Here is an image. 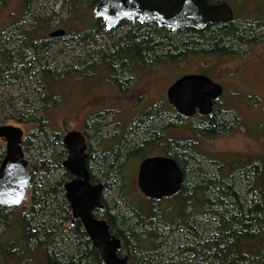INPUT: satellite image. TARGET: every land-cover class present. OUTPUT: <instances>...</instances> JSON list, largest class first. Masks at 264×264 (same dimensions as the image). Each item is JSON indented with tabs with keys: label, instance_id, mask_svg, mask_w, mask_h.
Segmentation results:
<instances>
[{
	"label": "trees",
	"instance_id": "16d2710c",
	"mask_svg": "<svg viewBox=\"0 0 264 264\" xmlns=\"http://www.w3.org/2000/svg\"><path fill=\"white\" fill-rule=\"evenodd\" d=\"M40 1L21 0L19 18L0 28V125L27 128L23 146L33 179L22 204L27 215L14 214L10 220L9 209L0 206V229L7 230L0 234V256L15 264H104L82 224L72 223L65 198L64 185L73 176L62 167L67 150L51 120L61 104L62 85L102 73V79L126 90L128 76L145 65L241 53L259 33L264 38V0H225L236 9L233 22L177 31L137 22L107 30L94 14L99 0H59L60 9L48 15L38 11ZM64 13L68 18L60 19ZM57 19L66 35L50 38ZM59 44L60 55L78 51L62 65L55 52ZM27 80L31 84L25 87ZM14 83L24 85L28 97L17 101L9 92ZM160 109L141 113L132 127L124 124L122 144L112 147L101 138L102 121L94 124L92 137L98 142L91 144L88 168L93 183L105 184L102 214L122 241L120 255L128 256L130 264H264V157L227 165L202 150L199 140L171 135L165 143L169 124ZM186 127L202 140L231 130L220 116ZM86 133L91 138L87 127ZM165 152L183 168L185 180L178 194L153 201L137 187L134 161ZM4 155L0 145V164ZM106 193L114 195L110 204Z\"/></svg>",
	"mask_w": 264,
	"mask_h": 264
},
{
	"label": "rangeland",
	"instance_id": "374dc122",
	"mask_svg": "<svg viewBox=\"0 0 264 264\" xmlns=\"http://www.w3.org/2000/svg\"><path fill=\"white\" fill-rule=\"evenodd\" d=\"M21 4V0H0V28L19 18ZM61 4L59 0H41L38 11L44 10L48 15L52 8L58 11ZM68 16V13H64L60 19H66ZM60 19L54 22L53 30L60 29L58 27ZM123 33H125V29L120 30V34ZM259 36L258 43L243 47L241 56L200 54L185 57L176 62L162 61L159 64L138 68L128 76L131 83L124 91L107 79H102L104 76L102 73L98 75V78L102 80H98V78L85 81L68 80L59 91L61 95L59 108L51 113L52 125L61 135L65 134L68 129L86 130L87 127L91 134V144L95 145L98 141L92 137L95 131L94 124L102 121L101 138L113 141V138L123 136L119 143L122 144L126 134L119 131L121 126L127 122V126L132 127L138 123L139 116L151 109L161 108L164 105L163 100H167V91L175 80L185 73L206 67V70L221 83H224L226 87L221 106L226 112L220 117L229 123L231 130L209 140L200 139L199 136L188 131L187 127L173 128L169 134L181 141L199 140L202 150L211 153L217 160L227 165L238 158H241L244 163L247 157H264V62H257L258 57L264 54V38H261L262 33H259ZM61 46L59 44L55 50L59 65L69 62L78 52L66 51L64 55H60L58 51ZM260 61H264V59L261 58ZM238 69H244V73L249 74V78L251 75L255 77L251 82L237 83L236 78L233 81L232 74L236 73ZM30 84V81L27 80L25 87ZM25 87L20 83H14L9 88V92L17 101H21L22 98L28 97V90ZM165 120H172L176 124L183 121L175 119V115H166ZM198 123V121H188V124L197 125ZM16 126L24 130L25 139L29 135L27 128L21 125ZM200 159L207 164L208 168L214 169L207 160ZM134 162V168L138 172L142 161L139 163L135 160ZM135 177L137 179V173ZM113 196L106 193L104 195L105 202L110 204L114 199ZM17 208H8L10 220L15 217L14 214L27 215V209L22 205ZM5 231H7L6 228L2 227L0 234ZM10 238L11 235L7 234L6 239L11 240ZM0 264L15 263H9L0 256Z\"/></svg>",
	"mask_w": 264,
	"mask_h": 264
},
{
	"label": "water",
	"instance_id": "95a60500",
	"mask_svg": "<svg viewBox=\"0 0 264 264\" xmlns=\"http://www.w3.org/2000/svg\"><path fill=\"white\" fill-rule=\"evenodd\" d=\"M213 0H99L94 8L107 30L117 28L125 20L138 18L141 24L156 23L172 31L183 28L203 30L209 25L231 23L235 19L227 2L211 4ZM66 35L63 28L54 30L50 38ZM223 95V88L205 75H185L168 91L169 103L184 117L196 113H213L214 102ZM24 130L16 125H0V141L5 143V156L0 164V206L20 207L28 200L33 187L30 164L24 152ZM67 150L62 167L73 178L64 185L65 198L70 206L72 223L80 222L92 246L104 264H130L128 256L120 255L122 241L111 232L102 214L105 184L93 183L88 168V140L85 130H68L62 138ZM185 180L183 168L172 157L154 156L144 159L136 183L140 192L153 201L178 194Z\"/></svg>",
	"mask_w": 264,
	"mask_h": 264
},
{
	"label": "flooded vegetation",
	"instance_id": "af4514ba",
	"mask_svg": "<svg viewBox=\"0 0 264 264\" xmlns=\"http://www.w3.org/2000/svg\"><path fill=\"white\" fill-rule=\"evenodd\" d=\"M99 2V1H98ZM221 2H227V1H225V0H213V1H211L210 3L211 4H219V3H221ZM228 3V2H227ZM229 4V3H228ZM230 5V4H229ZM231 6V5H230ZM232 7V6H231ZM232 9H233V11H234V14H235V19L237 18L236 17V9L235 8H233L232 7ZM123 22H131V23H135V22H137V23H140L139 21H138V18L137 19H135L134 21H130V20H125V21H123ZM141 24V23H140ZM151 24V23H150ZM261 38H263V37H261ZM259 38L258 39H256V41H254V42H252V43H258L259 42ZM252 43H250L249 45H247V46H250ZM247 46H245V47H247ZM215 54H219V55H223V56H241V54L242 53H238V54H221V53H215ZM186 57H188V56H186ZM261 58H263L264 59V54H262L261 56H259L258 57V61L257 62H259V63H263L264 61H260V59ZM146 66V65H145ZM245 72V70L244 69H238L237 71H236V73H233L232 74V77H234L233 78V81H235V78H236V81H237V83H242V82H251L252 81V78H254L255 76L254 75H251V79L249 78V74H246V73H244ZM191 74H198V75H205V76H207V77H209L210 79H212V81L213 82H215V83H218V84H220L221 86H222V88H223V95L218 99V100H216L215 102H214V109H213V113L211 114V115H208V116H204V115H200L199 113H196V115H194L193 117H184V116H182L181 114H179L177 111H176V109L169 103V101H168V98H167V100H163V106L161 107V109H160V111L158 112L160 115H162V117H165L166 115H175V117H179L178 118V120H183L180 124H176V126H175V128H182V127H186V124H188V121H198L199 123H207L208 122V119L209 118H212V116H220V115H223L226 111H224L223 109H222V105H223V98H224V96H225V91H226V87H225V85H224V83H221L219 80H217L215 77H213L207 70H206V67H203L202 69L201 68H199L198 70H196V71H194V72H188V73H185V74H183L181 77H183V76H185V75H191ZM253 76V77H252ZM180 77V78H181ZM180 78H178V79H180ZM177 79V80H178ZM177 80H175L173 83H175ZM172 83V84H173ZM124 91V90H123ZM162 103V102H161ZM162 108H164V109H162ZM144 112V111H143ZM143 112H140V113H143ZM219 118V117H218ZM120 123V122H119ZM119 123H117V124H119ZM126 125H127V122L125 123ZM167 124H169L166 128H165V131H164V133H163V137H164V142L165 143H167V141L170 143V141H171V139H172V137H171V135L169 134V132H171V130L174 128L173 127V124H172V120H169V121H167ZM123 126H121L120 127V129H119V131L120 132H124V130H125V128H123ZM85 132H86V130H85ZM64 135V134H63ZM119 135H121V134H119ZM90 136V135H89ZM88 135H87V133H86V137H87V140H88V146H89V148H88V156L90 157V151H91V138L89 137ZM121 137H123V136H118V137H116L115 139L113 138V141H108V140H105L106 142H105V147H112L114 144H117V145H120L119 143L120 142H117V141H120L121 140ZM0 145L1 146H3V148H4V151H5V143L4 142H2V141H0ZM23 148H24V146H23ZM24 152H25V149H24ZM26 153V152H25ZM26 155H27V153H26ZM5 156V155H4ZM154 156H163V157H170L166 152L165 153H160V154H154V155H152V156H149V157H154ZM148 158V157H147ZM4 159V158H3ZM146 159V158H145ZM143 161V160H142ZM2 163V162H1ZM139 170V169H138ZM90 171V170H89ZM137 174H138V172H137ZM138 187V186H137ZM139 189V188H138ZM140 191V190H139Z\"/></svg>",
	"mask_w": 264,
	"mask_h": 264
}]
</instances>
